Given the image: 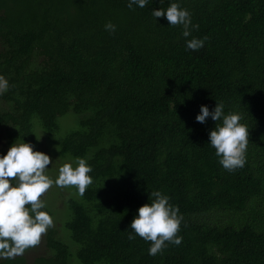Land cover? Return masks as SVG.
<instances>
[{
    "label": "trees",
    "instance_id": "1",
    "mask_svg": "<svg viewBox=\"0 0 264 264\" xmlns=\"http://www.w3.org/2000/svg\"><path fill=\"white\" fill-rule=\"evenodd\" d=\"M180 2L199 25L192 36L208 38L198 51L181 27L155 23L152 9L167 2L0 0L10 85L0 154L23 141L39 150L41 137L61 157L86 158L94 178L66 198L44 245L0 264H264V0ZM216 101L249 128L247 163L234 172L209 145L216 122L196 120ZM70 113L82 117L62 133ZM154 190L179 206L183 241L150 256L151 242L128 233Z\"/></svg>",
    "mask_w": 264,
    "mask_h": 264
},
{
    "label": "clouds",
    "instance_id": "2",
    "mask_svg": "<svg viewBox=\"0 0 264 264\" xmlns=\"http://www.w3.org/2000/svg\"><path fill=\"white\" fill-rule=\"evenodd\" d=\"M159 2H167L168 6L152 9L155 23H158V18H166L169 27H181L186 50L204 48L208 38L192 36L199 25L193 23L192 13L182 6L180 0ZM148 3L149 0H127V7L143 9ZM104 27L110 33L117 30V25L110 21ZM9 87L8 79L0 74V95ZM209 117L216 122L209 133V145L215 149L219 164L229 172L243 168L247 163L249 128L241 122V113L225 112V103L216 101L211 111L208 106L201 105L196 120L206 123ZM53 163L47 153L35 150L30 142H14L6 154H0V260L23 256L26 250L38 246L42 237L54 227V217L46 210L43 198L54 185L58 188L75 187L83 196L94 183L90 175L93 167L84 157L63 163L54 179L48 174ZM170 201L171 197L162 190L150 191L149 202L138 208L130 224L132 231L128 233V239L135 240L138 236L151 242L148 248L150 256L162 254L169 244L179 246L183 241L179 233L184 217L179 206Z\"/></svg>",
    "mask_w": 264,
    "mask_h": 264
},
{
    "label": "rangeland",
    "instance_id": "3",
    "mask_svg": "<svg viewBox=\"0 0 264 264\" xmlns=\"http://www.w3.org/2000/svg\"><path fill=\"white\" fill-rule=\"evenodd\" d=\"M1 48V45H0ZM1 106V104H0ZM4 106V105H3ZM82 116L75 115L74 113H70L66 116H64L62 121V133H64L65 129L70 128L71 126L76 124V127H78L77 120L78 118H81ZM69 131V130H68ZM67 131V132H68ZM66 132V133H67ZM39 151L47 153L54 162L51 168V164L49 165V168L51 170L49 171V175L54 179L58 175L59 167L66 162H74V159H71L72 161L66 159V157H61L58 155L57 150L59 149V144L56 142L54 143V146H50L49 142L44 139L41 141V137L39 138ZM57 147V149H56ZM75 187H69V188H58L55 185L45 194L43 197L45 200L46 205L49 207V209L52 211V213H55L54 217V227L52 228H59L61 225V222L59 221V217L64 215V212L66 210V198L70 196H77ZM44 239L45 235L42 237V241L40 244L44 245ZM43 251V247L36 249V254H39Z\"/></svg>",
    "mask_w": 264,
    "mask_h": 264
},
{
    "label": "bare ground",
    "instance_id": "4",
    "mask_svg": "<svg viewBox=\"0 0 264 264\" xmlns=\"http://www.w3.org/2000/svg\"><path fill=\"white\" fill-rule=\"evenodd\" d=\"M123 63V62H122ZM91 72V71H90ZM114 93V92H113ZM33 94V93H32Z\"/></svg>",
    "mask_w": 264,
    "mask_h": 264
}]
</instances>
